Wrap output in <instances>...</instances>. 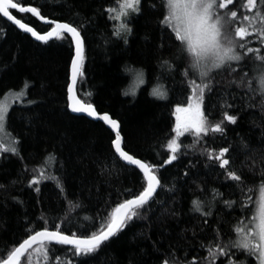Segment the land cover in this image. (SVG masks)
Here are the masks:
<instances>
[{
	"label": "trees",
	"instance_id": "16d2710c",
	"mask_svg": "<svg viewBox=\"0 0 264 264\" xmlns=\"http://www.w3.org/2000/svg\"><path fill=\"white\" fill-rule=\"evenodd\" d=\"M19 2L35 6L43 16L58 21L80 24L81 17L91 18V23L83 21L84 76L79 78L78 96L85 103H92L97 112H107L121 123L125 150L156 165L167 159L162 145L166 144L167 134L175 123L172 112L177 104L186 103L189 93L181 84L179 72L173 80L158 67L161 55L168 58L175 53V48L159 50L157 14L145 10L133 22L134 34L129 37L127 45L122 41L109 44L105 36L110 34V24L100 15L99 9L112 0ZM77 12L80 16L75 15ZM14 15L39 32L48 28L29 13L14 12ZM0 29L3 30L0 31V97L9 91L23 89L25 92V98L15 101L9 108L6 120L7 130L20 141L19 156L10 153L0 156V185L5 186L0 188V254L6 255L14 244L26 238V218L35 220L42 210L48 212V219L53 223L65 220L73 212L81 218L85 215L95 218L97 212L111 211L122 202L124 197L121 193L125 189L131 188L138 194L142 190V174L119 161L111 145L114 134L103 122L75 115L67 108L66 90L73 55L70 37L44 44L3 17H0ZM146 35L148 39H145ZM136 79L143 81L139 87L134 83ZM216 79L223 81L224 76ZM158 83L170 90L168 100L150 95ZM131 84L135 95L129 91ZM223 86L218 85V90ZM125 92L129 94L125 95ZM28 101L35 103L28 104ZM216 103V96H211L208 104ZM235 103V111L240 116L237 125L228 126L227 139L219 136L209 139L207 145L202 143L195 153L189 151L187 156L162 168V182L167 186L175 183L177 190L174 193L158 190L157 200L162 203L153 204L146 213V219L130 223L106 242L98 253L85 258L84 264H160L170 249L181 257L187 255L189 260L195 257L198 264H204L203 257L207 252L200 246L201 221L204 218L190 210L191 201L210 195L213 187L223 191L225 198H229L231 193L217 182L218 167L216 171L205 167L206 157L199 155L201 148L207 146L218 151L222 146L231 145L235 152L232 167L237 171L264 154V117L261 111L258 108L245 110V101L239 98ZM211 110L213 122H216L221 118L220 109ZM241 138L249 144V151L240 150ZM182 140L191 144L192 137L186 136ZM49 153L58 158L53 168L64 181L67 200L51 180L40 185V193L26 186L33 169L41 167ZM190 162L195 163L196 168H189ZM102 167L108 171L102 173ZM185 171L189 172L187 178L184 177ZM248 178L250 182L253 180L250 174ZM12 197L24 201L23 206L14 202ZM68 200L79 202L82 207L77 209ZM172 211L175 216L171 215ZM77 215L71 216V231L76 230ZM228 219L232 221L231 217ZM65 228H68L67 220ZM223 230L227 233L229 225L225 224ZM208 238H211V233ZM57 255L63 258L62 253Z\"/></svg>",
	"mask_w": 264,
	"mask_h": 264
},
{
	"label": "snow or ice",
	"instance_id": "6c2138e0",
	"mask_svg": "<svg viewBox=\"0 0 264 264\" xmlns=\"http://www.w3.org/2000/svg\"><path fill=\"white\" fill-rule=\"evenodd\" d=\"M145 10L157 14L159 50L163 52L165 47L175 48V53L168 58L161 55L158 67L173 80L179 72L181 84L189 93L186 103L177 104L172 112L175 123L167 134L169 138L166 144L162 145L167 159L160 165L146 162L125 150L121 123L109 114L98 115L93 104L85 103L77 96L79 78L84 76L83 21L91 23V18L81 17L80 24L59 22L46 19L37 7L24 6L19 0H0V17L6 18L24 33H29L36 41L48 44L70 37L69 46L74 47V55L66 90L67 108L73 113H86L89 117L102 120L114 134L111 145L119 161L142 174V190L138 194L131 188L125 189L121 193L124 197L122 202L117 203L111 211L97 212L95 218L87 215L81 218L73 212L65 217L67 229L65 220L53 223L45 210L35 220L26 218V238L14 244L6 255L0 254V264H33L34 257L35 264H84L85 258L98 253L106 242L130 223L146 219V213L153 204L162 203L157 200L158 190L172 193L177 190L175 183L167 186L162 182V168L187 156L189 151L195 153L202 143L207 145L209 139L217 136L227 139L228 126L237 125L240 116L235 111L237 98L245 101V110L258 108L264 117V0H112V3L99 9L100 15L110 24V34L105 36L106 43L122 41L127 45L129 37L134 34L133 22ZM14 12L30 13L49 24L50 30L41 34L17 18ZM75 15L80 16V13ZM145 39H148L147 35ZM221 75L224 80L218 81L216 78ZM140 82L143 83L142 80ZM220 84L224 86L218 90ZM169 91L164 84L158 83L150 95L159 100H168ZM124 94L128 95L129 92ZM131 94L135 95V91ZM213 95L217 103L209 105L208 100ZM24 98L23 89L12 93L13 101ZM9 107L7 98L0 101V156L6 153L19 156L20 141L7 130ZM217 107L221 118L213 122L211 109ZM186 136L192 137L191 144H185L182 140ZM240 150H250L244 138H241ZM199 155L206 157L205 167L209 170L216 171L218 167L217 182L231 193L229 198H225L223 191L213 187L210 195L205 194L191 201L190 210L204 218L200 230V246L207 252L203 257L204 264H264V154L259 159H252L251 163H245L239 171L232 167L235 152L231 145L222 146L218 151L204 146ZM57 162L58 158L49 153L43 165L33 169L32 178L26 186L40 193V185L51 180L59 194L67 200L64 181L53 168ZM196 166L189 163V168ZM24 171H28L27 167ZM101 171L103 173L108 169L102 167ZM249 174L253 177L251 182ZM188 176L189 172L185 171L184 177ZM220 177H223L222 181ZM0 188L5 186L0 185ZM200 191L204 192V189ZM12 199L23 206L24 201L18 197ZM68 203L74 204L77 209L82 207L76 201L68 200ZM72 215H77L75 231H71ZM171 215L175 216L176 213L172 211ZM225 224L229 225L227 233L223 230ZM209 233L211 238H208ZM181 238H184L183 234ZM58 252L63 254V258L57 255ZM160 264H198V261L195 257L189 260L187 255L181 257L170 249Z\"/></svg>",
	"mask_w": 264,
	"mask_h": 264
},
{
	"label": "water",
	"instance_id": "95a60500",
	"mask_svg": "<svg viewBox=\"0 0 264 264\" xmlns=\"http://www.w3.org/2000/svg\"><path fill=\"white\" fill-rule=\"evenodd\" d=\"M24 6H32V5H24ZM30 14V13H29ZM42 15V14H41ZM43 16V15H42ZM35 17V16H34ZM43 17H45L46 19H50V18H48V17H46V16H43ZM18 18V17H17ZM38 21H40L41 23H43V24H45V25H49V24H47V23H45L43 20H41V19H39L38 17H35ZM6 19V18H5ZM20 19V18H19ZM23 21V20H22ZM58 21V20H57ZM10 22V21H9ZM24 22V21H23ZM59 22H64V21H59ZM11 23V22H10ZM24 23H26V22H24ZM27 25H29V26H31V27H33L32 25H30V24H28V23H26ZM14 25V24H13ZM14 26H16V25H14ZM17 27V26H16ZM51 27V26H50ZM50 27L46 30V31H43V32H39L38 30H36L34 27V29L37 31V32H39V33H41V34H44V33H46L47 31H49L50 30ZM18 28V27H17ZM19 29V28H18ZM20 30V29H19ZM20 31H22V30H20ZM23 32V31H22ZM26 34H28V35H30L29 33H26ZM31 36V35H30ZM32 37V36H31ZM33 38V37H32ZM34 39V38H33ZM35 40V39H34ZM73 55H74V47H73ZM72 55V56H73ZM69 82H70V72H69ZM76 91H77V89H76ZM77 96H78V93H77ZM78 98L79 99H81L79 96H78ZM82 100V99H81ZM83 101V100H82ZM84 102V101H83ZM92 104V103H91ZM94 106V105H93ZM94 108H95V106H94ZM69 111L71 112V110L69 109ZM97 112V111H96ZM71 113H73V112H71ZM73 114H75V115H83V116H86L87 118H89V119H93V120H99V119H96V118H92V117H89L86 113H73ZM97 114L98 115H104V114H109V113H107V112H104V113H99V112H97ZM110 115V114H109ZM100 121H102V120H100ZM103 122V121H102ZM104 123V122H103ZM107 126V125H106ZM108 127V126H107ZM109 128V127H108ZM110 129V128H109ZM111 130V129H110ZM124 163V162H123Z\"/></svg>",
	"mask_w": 264,
	"mask_h": 264
},
{
	"label": "rangeland",
	"instance_id": "374dc122",
	"mask_svg": "<svg viewBox=\"0 0 264 264\" xmlns=\"http://www.w3.org/2000/svg\"><path fill=\"white\" fill-rule=\"evenodd\" d=\"M135 85H138V87L141 85V82L138 80V79H136L135 80ZM14 91H17V90H14ZM14 91H9V92H7V93H5L4 95H2L1 97H0V101H2V100H5L6 98H7V102H8V104H9V106L11 107L12 106V104L15 102V101H13V99H12V93L14 92ZM20 91V90H19ZM129 91H133V85L131 84L130 85V90ZM9 107V108H10Z\"/></svg>",
	"mask_w": 264,
	"mask_h": 264
},
{
	"label": "bare ground",
	"instance_id": "6f19581e",
	"mask_svg": "<svg viewBox=\"0 0 264 264\" xmlns=\"http://www.w3.org/2000/svg\"><path fill=\"white\" fill-rule=\"evenodd\" d=\"M71 63V62H70ZM69 83V82H68ZM104 113V112H103ZM114 119V118H113ZM117 120V119H116ZM102 122V121H101Z\"/></svg>",
	"mask_w": 264,
	"mask_h": 264
}]
</instances>
